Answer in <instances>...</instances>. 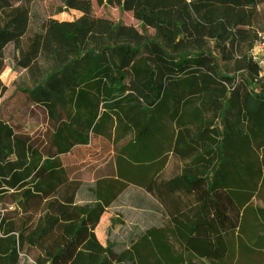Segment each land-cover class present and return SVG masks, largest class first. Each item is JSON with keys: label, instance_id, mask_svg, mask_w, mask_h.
I'll return each instance as SVG.
<instances>
[{"label": "trees", "instance_id": "trees-1", "mask_svg": "<svg viewBox=\"0 0 264 264\" xmlns=\"http://www.w3.org/2000/svg\"><path fill=\"white\" fill-rule=\"evenodd\" d=\"M38 1L0 0V75L5 47L21 46L16 64L41 76L28 101L45 112L47 124L31 135L0 121V202L14 207L0 214V264L15 263L19 254L24 264L128 263L127 244L104 247L93 232L104 205L96 204L102 157L92 141L109 137L112 170H126L156 156L171 126L174 149L195 157L191 170L160 179L148 170L127 175L144 182L182 249L221 262L226 234L239 230L248 202L243 191L251 186L243 187L258 170L242 159L236 138L260 152L264 169V77L250 58L264 33V0H133V18L155 34L138 46L121 42V24L93 16V2L112 0H59L81 15L47 18L32 31L30 4ZM220 62L233 68L222 70ZM229 112L241 128L222 133L213 125ZM74 151L90 159L84 170L64 163ZM160 242L151 229L133 250L150 245L160 264H174Z\"/></svg>", "mask_w": 264, "mask_h": 264}, {"label": "rangeland", "instance_id": "rangeland-1", "mask_svg": "<svg viewBox=\"0 0 264 264\" xmlns=\"http://www.w3.org/2000/svg\"><path fill=\"white\" fill-rule=\"evenodd\" d=\"M133 3V0L127 2L112 0L111 5L97 6L93 2L92 14L121 24L124 27L121 42L129 46H138L143 39H154L155 34L152 29L143 27L133 18ZM30 11L32 31L47 18L71 21L81 15L76 10H64L59 0L31 3ZM258 15L264 23V5L259 7ZM260 38H264V33L260 34ZM207 48L218 56L214 42H208ZM22 51L21 46L15 47L13 44H8L3 51L5 67L0 75L3 86V91L0 92V121L8 123L16 132L38 135L47 125L45 112L29 103L27 91L40 80L41 76H31L16 64L21 59ZM125 59L127 65L130 64L131 58L128 53ZM219 64L222 70L233 68V63ZM40 69L42 71L45 67ZM213 126H218L222 133H226L228 127L234 130L241 128L232 112L225 113ZM235 143L243 155L242 159H245V162L251 159L254 168L258 170L253 174V184L247 183L243 187L251 186L249 192L243 191L247 193L248 202L242 208L239 230L226 234L227 254L221 262L211 263L182 249L167 218L144 192V182L129 177L127 170H112L113 157L109 137H99L92 141L93 148L102 157V160L99 159L95 164L99 166L96 189L100 196L96 204L104 205V212L93 231L99 243L104 247L115 243L127 244L128 252L131 254L129 264L139 263V258L143 264H160L156 252L150 245L137 246V253L133 250L134 241L153 229L160 243L168 250L174 264H264V169L261 170L260 166V152L249 151L239 138H236ZM226 149L225 146L224 151ZM89 160L82 151H74L70 158L64 159V163L71 162L69 168L72 170H84ZM240 164L244 165V161ZM170 171L148 170V173L150 177L157 174L156 178L160 179L168 176ZM12 210L13 205L0 202V214ZM22 258V254H19L13 264H24ZM28 262L32 261L29 259Z\"/></svg>", "mask_w": 264, "mask_h": 264}, {"label": "crops", "instance_id": "crops-1", "mask_svg": "<svg viewBox=\"0 0 264 264\" xmlns=\"http://www.w3.org/2000/svg\"><path fill=\"white\" fill-rule=\"evenodd\" d=\"M169 128H172L170 129V133L168 132L169 137L160 138L156 143L157 145V153L155 154L156 156L154 155L150 156L149 158L150 161L144 163L141 166L132 163L130 167L131 169L127 167L128 169L126 170H158V171L171 170L169 175L174 172L175 173L180 172V170H191L193 166H191L190 164L194 161L195 157L194 156L184 157L182 156L180 151L174 149L175 146L174 135L173 138L170 137L172 135L171 132L173 131V127L171 126ZM181 144L182 142H180L178 145Z\"/></svg>", "mask_w": 264, "mask_h": 264}, {"label": "built area", "instance_id": "built-area-1", "mask_svg": "<svg viewBox=\"0 0 264 264\" xmlns=\"http://www.w3.org/2000/svg\"><path fill=\"white\" fill-rule=\"evenodd\" d=\"M252 62L258 67L259 75L264 77V38L256 41L250 51Z\"/></svg>", "mask_w": 264, "mask_h": 264}]
</instances>
